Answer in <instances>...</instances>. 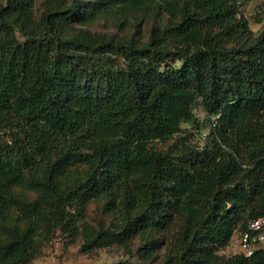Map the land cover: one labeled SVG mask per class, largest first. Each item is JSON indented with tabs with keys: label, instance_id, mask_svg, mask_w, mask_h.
<instances>
[{
	"label": "trees",
	"instance_id": "trees-1",
	"mask_svg": "<svg viewBox=\"0 0 264 264\" xmlns=\"http://www.w3.org/2000/svg\"><path fill=\"white\" fill-rule=\"evenodd\" d=\"M32 1L0 6V219L14 209L33 219L2 227L0 264H30L40 229L81 234L91 250L175 225L159 264H264V250L232 249L264 217V28L254 34L240 0H70L44 14L40 34L27 27ZM114 10L164 25L146 46L62 35ZM198 104L203 145L183 129ZM81 166L86 177L65 186ZM27 182L39 193L29 202L13 193ZM102 197L124 204L121 228L80 230L82 209Z\"/></svg>",
	"mask_w": 264,
	"mask_h": 264
},
{
	"label": "rangeland",
	"instance_id": "rangeland-1",
	"mask_svg": "<svg viewBox=\"0 0 264 264\" xmlns=\"http://www.w3.org/2000/svg\"><path fill=\"white\" fill-rule=\"evenodd\" d=\"M6 0H0V6ZM70 0H33V18L28 24V29L43 32L42 19L46 12L59 7H64ZM86 1L83 0V5ZM239 9L248 17L250 27L257 34L264 28V0H240ZM164 21L153 13L140 12L123 15L117 11L109 13L98 12L88 14L73 21L63 24L62 35L74 37L92 42L100 39L134 43L138 46L149 44L155 29L161 28ZM243 42V41H241ZM231 44V43H230ZM196 123H184V135L193 145H203L209 132L210 122L204 108L198 104L195 108ZM163 146L162 143H158ZM85 167H77L64 174L63 184L69 185L85 178ZM31 178L28 177V181ZM13 193L18 199L29 202L37 199L39 193L29 186V182L15 187ZM126 208L122 201L111 208L107 205L106 198H97L87 203L82 209V219L78 222L80 230L84 224L94 226L97 229L117 230L122 226L123 215ZM33 219H27L20 211L14 209L0 219V241L5 240L2 227L16 226L25 228ZM42 228V227H41ZM177 231V225L163 230L147 229L128 241L111 242L104 247H96L84 250L85 238L83 235L70 236L64 230L58 228L50 234L40 229V234L35 236L38 255L30 264H116L121 261H132L146 264H159L173 253V238ZM238 234L235 233L232 241L236 243ZM152 245L149 249L147 246ZM229 245L220 251L221 254L231 255Z\"/></svg>",
	"mask_w": 264,
	"mask_h": 264
},
{
	"label": "built area",
	"instance_id": "built-area-1",
	"mask_svg": "<svg viewBox=\"0 0 264 264\" xmlns=\"http://www.w3.org/2000/svg\"><path fill=\"white\" fill-rule=\"evenodd\" d=\"M234 252L252 256L258 250H264V217L254 219L248 228L237 236Z\"/></svg>",
	"mask_w": 264,
	"mask_h": 264
}]
</instances>
